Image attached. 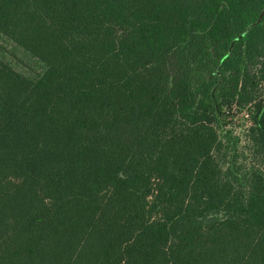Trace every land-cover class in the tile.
Masks as SVG:
<instances>
[{
    "label": "trees",
    "instance_id": "trees-1",
    "mask_svg": "<svg viewBox=\"0 0 264 264\" xmlns=\"http://www.w3.org/2000/svg\"><path fill=\"white\" fill-rule=\"evenodd\" d=\"M0 264H264V0H0ZM226 161V167L222 161Z\"/></svg>",
    "mask_w": 264,
    "mask_h": 264
},
{
    "label": "rangeland",
    "instance_id": "rangeland-1",
    "mask_svg": "<svg viewBox=\"0 0 264 264\" xmlns=\"http://www.w3.org/2000/svg\"><path fill=\"white\" fill-rule=\"evenodd\" d=\"M0 60L9 65L17 73L28 79L36 80L44 73V65L18 46L8 37L0 33ZM257 103L264 104V81L260 83L255 93ZM252 105L241 108L237 106L228 116V129L240 139L238 146L239 162L244 167H260L264 169L261 150L251 142L253 129ZM226 167V161L221 160Z\"/></svg>",
    "mask_w": 264,
    "mask_h": 264
}]
</instances>
